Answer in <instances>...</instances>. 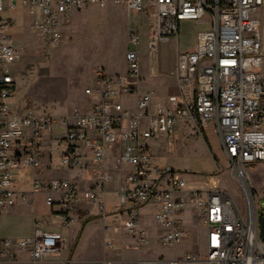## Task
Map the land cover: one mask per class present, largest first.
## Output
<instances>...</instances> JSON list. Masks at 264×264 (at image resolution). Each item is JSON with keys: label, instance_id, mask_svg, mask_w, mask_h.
I'll use <instances>...</instances> for the list:
<instances>
[{"label": "built area", "instance_id": "built-area-1", "mask_svg": "<svg viewBox=\"0 0 264 264\" xmlns=\"http://www.w3.org/2000/svg\"><path fill=\"white\" fill-rule=\"evenodd\" d=\"M18 1L0 0V221L6 211L27 203L26 193L16 189V175L20 170L40 172L47 137L62 124V166L85 169L93 185L82 190L75 181L33 180L32 193L44 194L46 205L58 208L54 218L61 226L73 224L84 205L107 216L105 196L112 179L108 160L113 156L115 171L123 175L116 212L128 217L125 229L136 249L150 244L140 225L144 208L155 210V222L164 230L160 242L174 249L188 238L183 216L194 206L206 229L205 262L264 264V216L257 192L245 176L247 165L264 164V59L262 23L257 16L264 11V0H21L27 13L36 18L33 27L48 56L62 42L74 14L105 9L111 3L123 6L129 16H146L151 67L159 47L178 40L183 22L202 27L194 48L178 55L177 96L155 100L151 93L140 91L142 36L131 29L126 73L111 76L96 70L94 84L85 89L92 99L90 111L62 118L21 113L10 105L18 92L13 67L21 55L12 39L15 22L2 13L14 12ZM182 122L203 133L213 130L220 138L237 178L246 183L247 216L228 192L189 188L180 172L153 164V144L162 138L173 142ZM44 226L38 222L31 237L18 241L5 239L0 229V260L3 256L12 260L17 250L28 251L35 263L57 253L63 238ZM107 246L112 248L113 243ZM181 263L160 258L140 264Z\"/></svg>", "mask_w": 264, "mask_h": 264}, {"label": "rangeland", "instance_id": "rangeland-1", "mask_svg": "<svg viewBox=\"0 0 264 264\" xmlns=\"http://www.w3.org/2000/svg\"><path fill=\"white\" fill-rule=\"evenodd\" d=\"M257 16L262 23L264 55V11H260ZM134 26H137L142 36L144 57L140 90L151 93L155 100L177 96L175 71L178 55L191 49L202 27L194 23H182L178 40L161 45L158 59L151 67L147 55L148 25L144 14L132 13L129 16L123 6L111 3L105 9L91 8L74 14L63 31L62 42L51 56L45 54L39 34L28 19L24 26H19L13 36V42L21 55L17 73L13 71L18 88L13 104L25 113L32 111L57 118L86 112L92 105V99L85 95V89L94 84L96 70L101 69L112 76L126 73L129 31ZM50 151L53 165L45 176L73 178L75 174L68 173L61 166V149L53 146ZM152 153L155 166L172 167L182 174L192 189L228 192L237 208L247 216L243 181L237 178L235 168L225 157L222 142L213 130L203 133L190 123L182 122L176 139L171 142L162 138L153 144ZM245 169L246 183L257 191L260 215L264 216V164L247 165ZM81 176L84 187L85 175ZM103 219L102 216L94 218L95 225L102 226ZM183 220L188 238L174 249L161 244L159 236L164 230L156 224L154 217L147 220L148 228L152 230L149 238L153 255L157 259L184 261L181 264H210L205 262L206 229L198 208L189 206ZM123 229L126 232L125 227Z\"/></svg>", "mask_w": 264, "mask_h": 264}, {"label": "crops", "instance_id": "crops-1", "mask_svg": "<svg viewBox=\"0 0 264 264\" xmlns=\"http://www.w3.org/2000/svg\"><path fill=\"white\" fill-rule=\"evenodd\" d=\"M2 16L11 18L15 22L12 39L17 33L19 26H24L27 19L29 20L31 27L34 29L33 26L36 18L31 17L27 13L21 0L17 2V9L14 12H9L7 10L2 13ZM144 17L146 19L145 15ZM133 29L138 30L137 26H134ZM195 44L196 40L190 50L194 48ZM262 56L264 59L263 53ZM18 66L19 62L13 67L15 73H17ZM15 97L10 101L11 107L17 112L25 113L13 104ZM90 109L91 107L87 109L86 112L90 111ZM64 135V125L59 124L58 127L47 137V146L44 148L41 158L42 168L38 174L24 170L18 171L16 175V189L20 192H25L28 201L26 204H18L16 207L6 211L2 215L0 221L2 236L5 239H12L14 241L31 237L35 232L36 224L38 222H44V229L46 231L61 234L63 240L60 243L59 250L57 253L49 255L43 261L37 263L32 261L28 251L17 250L16 257L11 260L7 256H3L0 260V264H140L143 261L156 260L157 258L153 255L150 247L152 241L149 238V235L152 230L148 228L147 225V220L155 215V210L153 208L148 207L141 211L140 225L146 232L150 241V244L147 247L136 249L135 242L129 238L123 229L128 217L123 212H116V206L118 204L117 193L122 184L123 175L119 171H115V159L113 156H110L108 160L112 179L105 196L107 216L103 219L102 226L97 227L94 222V218L99 216L97 209L92 205H84L77 210L75 214V222L65 228L54 218V214L58 211V208H49L46 205L47 197L44 194L32 193V184L35 178L43 181H52L55 179L75 181L82 190L92 187V179H89V174L85 169H66L68 173L75 174L71 179L45 176L52 170L53 165V156L50 150L53 146L60 148L61 156L64 149L62 143ZM83 174L85 175L84 179L86 182L84 187H82L84 180L81 176ZM187 183L189 188H191L188 181ZM162 234H160V236ZM108 242L113 243L112 248L107 246Z\"/></svg>", "mask_w": 264, "mask_h": 264}, {"label": "water", "instance_id": "water-1", "mask_svg": "<svg viewBox=\"0 0 264 264\" xmlns=\"http://www.w3.org/2000/svg\"><path fill=\"white\" fill-rule=\"evenodd\" d=\"M243 184L246 187L245 181H243ZM261 233H262V238L264 240V218L261 219Z\"/></svg>", "mask_w": 264, "mask_h": 264}]
</instances>
